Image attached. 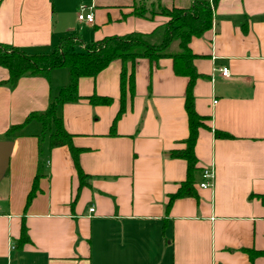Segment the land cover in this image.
Wrapping results in <instances>:
<instances>
[{
	"label": "crops",
	"instance_id": "0c3cea01",
	"mask_svg": "<svg viewBox=\"0 0 264 264\" xmlns=\"http://www.w3.org/2000/svg\"><path fill=\"white\" fill-rule=\"evenodd\" d=\"M188 7L192 0H160ZM134 0H0V43L29 53L52 50L76 34L84 44L105 36L150 33L166 21L131 14ZM84 5L93 22L78 19ZM190 49L204 75L193 87L194 107L206 116L194 147L195 196H169L186 178V162L172 158L188 136L187 78L172 61L139 59L134 95L120 106L121 62L78 81L80 98L58 107L88 185L79 181L67 146L49 149L41 125L27 122L13 139L11 126L44 111L67 84V68L48 77L24 76L10 88L0 66V140L13 142L0 179V264H264V0H219L210 30ZM226 67L229 76H222ZM91 95L108 96L93 105ZM215 101V102H214ZM229 137L219 138L215 131ZM214 168L212 188L199 187ZM36 195L25 208L37 174ZM93 207V211L89 209ZM22 219L29 242L17 246ZM246 250L258 254L251 260Z\"/></svg>",
	"mask_w": 264,
	"mask_h": 264
},
{
	"label": "trees",
	"instance_id": "16d2710c",
	"mask_svg": "<svg viewBox=\"0 0 264 264\" xmlns=\"http://www.w3.org/2000/svg\"><path fill=\"white\" fill-rule=\"evenodd\" d=\"M219 0H192L190 6L167 7L160 0H134L131 14L145 19H152L161 15L166 21L158 29L150 33L137 31L122 35L105 36L99 40L84 44L76 34H69L60 39L57 45L47 52L29 53L26 50L0 43V66L7 70L8 76L1 82L10 88L16 86L18 80L24 76L48 77L53 69L67 68L68 83L61 86L49 101L44 111L31 112L20 123L11 125L5 132L6 139H13L20 129L29 121L36 120L41 125L40 136L48 137V147L67 146L76 169L79 187L88 185V175L83 172L79 164L81 148L73 144V134L66 131L58 107L65 103L75 102L80 98L78 81L82 77H95L112 61L121 62L119 77L120 106L110 126V134H115V124L125 110L126 96L134 95L135 65L139 59H147L150 63H157L162 58L172 61V69L176 75L185 76L187 83L184 95V108L187 115L188 136L183 141L185 147L172 149L169 156L180 158L186 162V178L181 182L178 190L169 196L166 209L176 198L195 196L194 174L197 170V158L194 147L198 130L206 127V116L198 114L194 107L193 87L196 80L204 77L194 66L196 55L190 49L192 37H200L211 29L213 10ZM88 100L93 105H108L112 98L108 96L91 95ZM219 138L229 137L226 133L215 131ZM39 173L35 176L32 187L26 196L25 208L36 195ZM264 202V196H260ZM26 226L22 219L17 246L21 247L29 242ZM252 260L258 253L246 250ZM264 252H261V254Z\"/></svg>",
	"mask_w": 264,
	"mask_h": 264
},
{
	"label": "built area",
	"instance_id": "2783aa9c",
	"mask_svg": "<svg viewBox=\"0 0 264 264\" xmlns=\"http://www.w3.org/2000/svg\"><path fill=\"white\" fill-rule=\"evenodd\" d=\"M78 19L87 23L93 22V12L88 10L86 6L80 5L78 8ZM222 76H229V70L226 67L220 69ZM215 102V101H214ZM214 184V168L212 166L203 168L202 170V181L199 184L201 188H212ZM93 211V207L89 209Z\"/></svg>",
	"mask_w": 264,
	"mask_h": 264
},
{
	"label": "water",
	"instance_id": "95a60500",
	"mask_svg": "<svg viewBox=\"0 0 264 264\" xmlns=\"http://www.w3.org/2000/svg\"><path fill=\"white\" fill-rule=\"evenodd\" d=\"M12 147L13 142L11 140H0V179L6 171Z\"/></svg>",
	"mask_w": 264,
	"mask_h": 264
}]
</instances>
